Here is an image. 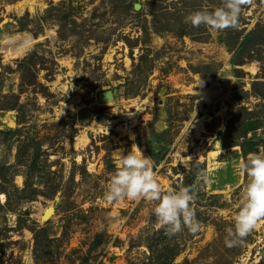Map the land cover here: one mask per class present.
Segmentation results:
<instances>
[{
    "label": "rangeland",
    "instance_id": "374dc122",
    "mask_svg": "<svg viewBox=\"0 0 264 264\" xmlns=\"http://www.w3.org/2000/svg\"><path fill=\"white\" fill-rule=\"evenodd\" d=\"M222 4L0 0V264H264V218L225 243L264 151V0L237 29L185 22ZM130 151L162 194L193 188L197 233L106 201Z\"/></svg>",
    "mask_w": 264,
    "mask_h": 264
},
{
    "label": "clouds",
    "instance_id": "9594fccd",
    "mask_svg": "<svg viewBox=\"0 0 264 264\" xmlns=\"http://www.w3.org/2000/svg\"><path fill=\"white\" fill-rule=\"evenodd\" d=\"M252 3L253 0H223L221 7L191 13L185 17V22L197 28L203 25L216 32L228 28L237 29L244 6ZM239 168L247 176V183L234 216V229L227 230L225 243L228 247L236 246L246 238L255 229L257 222L264 218V151L250 153ZM198 175L207 180L205 173L200 172ZM140 198L157 202L154 215L168 234L174 235L184 228L193 234L199 231L200 222L192 208L195 199L193 188L181 186L162 194L150 159L142 151H130L121 156L105 199L108 202H119Z\"/></svg>",
    "mask_w": 264,
    "mask_h": 264
},
{
    "label": "water",
    "instance_id": "95a60500",
    "mask_svg": "<svg viewBox=\"0 0 264 264\" xmlns=\"http://www.w3.org/2000/svg\"><path fill=\"white\" fill-rule=\"evenodd\" d=\"M106 98H111L108 94H103L102 96H101V100H104V99H106Z\"/></svg>",
    "mask_w": 264,
    "mask_h": 264
},
{
    "label": "bare ground",
    "instance_id": "6f19581e",
    "mask_svg": "<svg viewBox=\"0 0 264 264\" xmlns=\"http://www.w3.org/2000/svg\"><path fill=\"white\" fill-rule=\"evenodd\" d=\"M49 212V211H48ZM48 218V217H47Z\"/></svg>",
    "mask_w": 264,
    "mask_h": 264
}]
</instances>
